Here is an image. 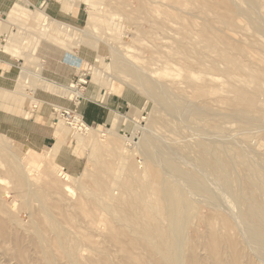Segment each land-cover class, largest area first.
<instances>
[{"label":"rangeland","instance_id":"obj_1","mask_svg":"<svg viewBox=\"0 0 264 264\" xmlns=\"http://www.w3.org/2000/svg\"><path fill=\"white\" fill-rule=\"evenodd\" d=\"M228 1L94 0L93 5H85L81 0H44L41 8L49 16L78 30L73 39L65 40L66 44H70L68 49L53 41L54 37L59 36L53 32L55 28L53 31L47 30L51 25L37 24L40 37L43 38L39 39L37 27L24 18L18 20L13 30L19 36L16 39L18 42L29 35L26 44L17 45V51H24L26 58L19 54L14 57L3 51L1 46L6 42L7 33L0 35V52L3 51L20 67L19 73H15L17 77L14 88L0 87L3 91L15 92L6 97L0 92V98H5L0 100V144L6 143L35 158H39V154L48 148L59 145L57 154L46 160L41 168L31 172L27 169L24 173L19 171L24 178L22 186L13 183L0 186V264H136L137 261L138 264H157L136 240L128 237L129 229L118 228L107 213L104 216V213L92 206L82 209L79 204H72L79 197L80 191L85 187L91 188L96 180L111 185L114 197L120 199L119 205L131 203L123 192L122 181L113 183L112 176L120 174L121 164H117L115 153H108V141L92 143L85 140L79 143L77 136L82 133L72 129L62 117L63 130L56 127L55 131L66 132L67 135L59 138L56 134L43 151H35L15 139V136L25 132V126L23 122L12 118H34L30 112V106L34 103L28 97L16 93L18 77L22 71L20 90L26 89L25 81H31L27 86L36 88V99L45 101L47 96H53L58 101V104H53L64 109H69L67 106L70 100L57 92H47L41 88L44 85L41 83L42 75L57 87L78 85L79 78L87 82L76 91L69 90L82 92L88 105H113L107 108L109 118L101 124L104 127H97L98 124L88 119L89 126L101 132L109 131L113 129L110 123L112 116H118L119 119L127 117V126L120 125L116 132L120 136H131L134 133L135 143L140 142V138L144 143L153 142L149 148L154 157L152 166L161 174V151L164 148L166 151L172 150L170 154L174 161L184 162L179 145L199 139L195 130L198 127L208 131L203 136L207 141L225 143L233 149L244 141L242 144L246 143L248 149L254 151L251 152L253 157H264V0ZM50 3L53 4L54 15L47 11ZM35 7L40 6H28L32 11H35ZM91 13H95L97 27L93 28V38L86 42H98L97 49L81 43L80 31L88 28ZM8 14L0 16L5 18ZM59 14L61 16L56 17ZM11 37L9 33V41L15 42ZM113 47L124 58L112 62ZM98 57H101L99 61ZM110 62L111 70L105 71V63ZM40 66H43L42 72ZM95 67L110 72L117 80L103 81L95 75ZM125 67L130 71L137 69L147 76H153V79H157L156 85L163 87L161 92L169 93L168 99L179 102L178 97L184 98L200 108V115L193 119L185 113L170 114L163 104L121 70ZM83 74L88 75L87 78H83ZM206 79L210 81L205 83ZM67 96L75 100L77 95H69L68 92ZM42 108L43 104H40L38 112ZM50 114V124L55 128L54 119H59L60 115H54L52 111ZM137 125L147 126V130L136 128ZM118 140L119 146H124L125 142ZM125 146L128 148L125 154L127 157L131 153L132 144L125 143ZM139 146L134 147L136 152L132 159L123 165H136L141 173L147 156ZM1 152L0 176L7 178L9 183L18 172L9 169L11 162ZM56 165L73 177L72 189L66 194H59L47 184L50 180H61ZM186 169L191 170L192 167ZM164 176L176 183L174 175ZM122 178L126 181L127 175H122ZM211 187L220 197L218 202L210 203L201 196L192 200L195 216L184 227L190 246L198 243L203 246L206 243L207 226L212 222L208 219L211 213L225 214V218L231 221L237 217L232 221V237L239 234L247 256L245 264H264V255L246 233L243 234L244 228L237 207L230 196L214 182ZM21 192L24 201L19 197ZM231 209L233 212L229 211ZM158 224L167 231L170 224L168 213L161 214ZM240 227L242 233L239 232ZM198 254L207 258L203 247L198 249Z\"/></svg>","mask_w":264,"mask_h":264},{"label":"bare ground","instance_id":"obj_2","mask_svg":"<svg viewBox=\"0 0 264 264\" xmlns=\"http://www.w3.org/2000/svg\"><path fill=\"white\" fill-rule=\"evenodd\" d=\"M84 1L89 5H93L94 3V0ZM223 1L227 3L228 0ZM30 19L33 22H39L42 26H45L49 20L41 12H38L35 18L31 17ZM96 27L97 20L95 18V13H91L89 16L88 28L80 31L81 43L90 44L86 42V40L93 38L95 34L93 28ZM54 28L55 30L53 31ZM47 30L53 31L59 36V39L63 41L67 39L71 40L75 35V30L67 26H60L55 22H53L51 27ZM11 38L16 40L14 34ZM90 45L96 48L98 42ZM122 56L123 54L113 47L112 62L116 61L117 58H124V56ZM112 62L105 63V71L111 70ZM120 64H123V61H120ZM125 65L127 66V64ZM121 70L125 72L128 77L133 78L135 84L137 83L139 86H142L150 96L163 104L166 111L170 112V114L183 115L185 113L193 117V119H196L200 115V108L193 103H188L184 98L178 97L177 99L179 102L173 101L170 97L171 100L168 99L167 96L170 95H167L168 92H165V94L161 92L164 89L162 86L158 87L157 85L159 84L156 85L157 79H153V76H147L143 71H138L137 69L130 71L127 67ZM94 73L103 81H105L104 79L109 81L117 80L110 72H104L96 67ZM87 76L88 75L85 74L82 75L83 78H87ZM209 81L210 80L206 79L205 83ZM80 83L87 84V82L82 79H80ZM79 86V84L71 85L70 88L71 90H75L79 89ZM68 92L69 95L73 94L78 97L76 96V99L72 100L77 102L75 103L77 106L73 110L75 120L73 122L71 121V124L67 123V125L82 133V135L77 136L78 142L81 144L85 140L92 143H104L108 141V153H115L118 161L117 164H121L120 174L112 176L113 183L118 184V182L120 183V181H122L121 186L123 192L129 197V200H131L129 205H119L120 199L118 198V200L114 197L111 185L99 181L97 182L96 180L91 188L85 187L81 190L79 197H77L72 204H79L82 209L87 206H92L104 213V216L107 213L112 220L111 222L117 225L118 228L124 227L129 229L128 237L136 240L140 247L148 252L149 257H151L150 259H153L157 264H205V262L210 264H245L244 260L247 256L244 247H242L241 239L238 237L239 234L235 238L232 237V232L234 231V224L232 221L237 217L233 219L231 216L233 219L231 221L225 218V214H215L216 212L213 211L214 213H211L208 217L212 222L209 224L210 226H207L209 228H207L206 243L203 244V246H200L199 243L190 246L188 242L185 233L186 229H184V227H186L185 225L187 224L189 225L195 216L192 200L201 196L205 199L207 198L210 203L218 202L220 197L218 194L217 197L211 187L212 182H214L226 191L236 205L238 216L244 228L243 234L246 233L250 241L256 244L260 253L264 255V157H261V155H255L256 157H253L252 153L254 151H250V149H248L249 147L245 145L246 143L242 144L244 141H241L242 143L240 142L241 144L235 149H233L234 147L230 148L225 143L207 141L203 139V136L208 134V131L203 127L195 128V126V130L198 132L196 135L199 139H194L183 145H179L180 154L182 159L185 160L184 162H175L170 154L172 150H168V152L166 148H164L159 155V157L161 156L160 159L162 158L161 160H163L161 165L163 171L161 172L165 175L172 174L175 176L176 183H172L170 180L166 179L164 174H161L155 166H152L154 157L149 148L152 146L153 142L148 141L144 143L142 142V138H140V142L135 143L136 136L134 133L131 136H120L116 132V129L120 125H126L128 123L129 119L127 117L119 119L118 116H112L110 118V123L113 129L109 131L101 132L92 129L82 120V114L77 111L78 105L83 98L82 92H72L70 90ZM57 110L61 112L63 109L57 108ZM63 121L67 122L66 119ZM189 127L193 128V126ZM136 128H141L143 131L147 130V126L140 127V125H137ZM216 131H219V129ZM118 139H121L128 145L132 144L131 153L127 157L125 154L127 155L128 148H126L125 143L124 146H119L120 141ZM138 145L143 148L147 156V162L141 173L137 170L136 165L133 166L130 164L127 167L123 165L125 161L132 159L136 152L134 147ZM0 148L3 152V154L1 152L2 156L9 159L11 162L9 164V169L18 172L17 176L13 177L9 183H7V178L1 175L0 186L9 185L11 183L22 186V182L24 181L22 173L26 172L25 170L28 169L31 172L33 169L37 170L41 168L45 161L49 158H53L56 153L54 148H51L45 150L42 154L40 153L39 158H35L29 156L27 152L21 153L6 143H1ZM188 166L192 167V169H186ZM56 168L61 180H50L47 184L59 194H66L72 189L71 182L73 177L64 172L59 166L56 165ZM19 171L22 173H19ZM124 174L127 175L126 181L122 178ZM19 197L23 200V192L19 193ZM231 204L229 205L230 207ZM229 211L233 212L232 209ZM162 213H165V215L168 213L169 216L170 224L167 231L163 230L158 224ZM109 217L108 219H110ZM242 231L240 227L239 232L242 233ZM61 244L62 241H60V245ZM202 247L207 253V258L205 259L198 254V249ZM228 255L231 257L229 258ZM134 259L136 260V258ZM137 262L136 264H138Z\"/></svg>","mask_w":264,"mask_h":264},{"label":"crops","instance_id":"obj_3","mask_svg":"<svg viewBox=\"0 0 264 264\" xmlns=\"http://www.w3.org/2000/svg\"><path fill=\"white\" fill-rule=\"evenodd\" d=\"M44 0H0V15H5L6 13L9 12L8 16H6L5 18H2L0 16V35L4 34L5 32L7 33V39L6 42H4V44H2L1 48L3 49V51H5L6 53H10L12 54L14 57H16L17 54L21 55V57L26 58L27 54H25L24 51H17L18 46L17 45H24L26 44L27 41V37L29 35H25L23 37V40H21V42H18L17 40L14 41H9L8 39V34L10 33L11 35H15L16 39H19L17 32H14L15 30H13V26L16 25V23L18 22L19 19H25L26 21L32 22L33 25H35V27H37V32H38V37L39 39H43L41 38V32L39 30L38 25H41L39 22H33L31 21V17H35L37 15L38 12L43 13L49 20H48V24L52 25L53 22H55L56 24L60 25V26H67L70 27L71 29L78 31L77 29H74L73 27L63 24L55 19H53L51 16H49L45 10L41 7H43V2ZM85 5L86 2L84 0H81ZM48 5V4H47ZM28 6H40L39 8L35 7V11H32L28 8ZM53 10V4L50 3L48 5V12H50L52 15H54L52 13ZM60 13L62 12V9H60L59 11ZM61 14H59L56 17H60ZM14 33H13V32ZM49 38V36H48ZM47 39V38H46ZM50 40H52L51 38H49ZM23 41V42H22ZM53 41L58 42L57 44L64 47L65 49L69 48L70 44H66L65 41L59 39V38H53ZM62 42V43H61ZM64 42V43H63ZM95 48V47H93ZM98 46L95 48L97 49ZM1 51L0 52V87L1 88H5V89H13L14 88V83H15V78L17 77L15 73H19V66L16 65L15 61H13L9 56L5 55L4 52ZM35 51H32V53ZM101 59V57H98V61ZM82 61V60H81ZM86 64V62H83V64ZM84 64V65H85ZM41 68V72L43 70V66H40ZM78 71H81V69H78ZM23 73V71H22ZM22 73L20 78L18 77V84H17V89H16V93H19L22 96L28 97L29 100L32 102V106H30V112L31 114H34V118L32 119H28L26 117H24L22 120L21 119H17V118H12V120H15L17 122L21 121L24 123L25 126V132H23V134L17 135L15 136V139H17V141H20L23 145H25L28 148H31L35 151H43L49 144V140L53 139L55 137V135L57 134V137L62 138L65 137L67 135L66 132H61L58 131L56 132L55 129L56 127H60L63 130V125L61 124L62 119H54L55 121V128L50 124L52 118H51V114L50 111L54 112V115L56 111V108H62V107H58L56 105H54L53 103H57L58 101L55 100V98L53 96H47L46 98H44L45 101H50V102H45L43 100H39L36 99L35 97V90L36 88L33 87H28L27 85H30V82L27 83L25 81V90H20V86H19V81H21V77H22ZM41 83L44 84L43 88L44 90H46L47 92H57L60 96L68 98L70 100V105H68L67 107L69 109H73L75 108V103L74 101H72L68 96V90L71 89L70 87H57L55 85H53L52 83L48 82L46 79H44L43 75H42V79H41ZM91 83V82H90ZM30 89V90H29ZM67 91V92H66ZM0 92L6 97L8 95L14 94L15 92H11V91H3L0 89ZM1 99H5V98H0ZM106 101V99H105ZM30 102V103H31ZM40 104H43V108L41 111L38 112L39 110V106ZM58 104V103H57ZM84 106V107H81ZM108 106H113L110 103L107 104H93V105H88L87 103H85V97L80 101V104L78 105V110L80 109V113L83 115L84 120L88 123V119L94 123V124H98L97 127H104L105 125H101L102 123H104L105 121L108 120L109 118V114L107 112V108ZM64 109V108H62ZM53 115V113H52ZM59 117V116H58ZM89 125V123H88ZM91 126V125H90ZM51 148H54L55 150V154H57L58 149H59V145L53 146ZM48 148V149H51ZM32 150V151H33ZM64 156V155H63Z\"/></svg>","mask_w":264,"mask_h":264},{"label":"built area","instance_id":"obj_4","mask_svg":"<svg viewBox=\"0 0 264 264\" xmlns=\"http://www.w3.org/2000/svg\"><path fill=\"white\" fill-rule=\"evenodd\" d=\"M80 79L81 78H79L78 79V84L79 85H81V84H83V83H80ZM83 85H86V84H83ZM74 103H75V101H74ZM75 108H73V109H63L61 112L60 111H58V110H56V112L57 113H59V115H61V117L63 118V119H66L67 120V122H68V124H71L70 122L72 121H74L75 120V117H74V110ZM77 111H78V109H77ZM81 114V113H80ZM82 120H84V117H83V115H82ZM85 121V120H84ZM86 122V121H85ZM87 123V122H86ZM88 124V123H87ZM90 125V124H89ZM82 126H84V125H82Z\"/></svg>","mask_w":264,"mask_h":264}]
</instances>
